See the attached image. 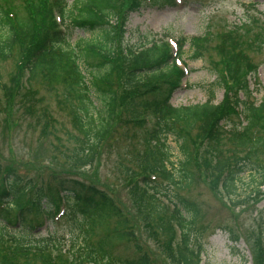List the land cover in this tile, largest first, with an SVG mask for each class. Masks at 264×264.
Here are the masks:
<instances>
[{
  "label": "rangeland",
  "instance_id": "rangeland-1",
  "mask_svg": "<svg viewBox=\"0 0 264 264\" xmlns=\"http://www.w3.org/2000/svg\"><path fill=\"white\" fill-rule=\"evenodd\" d=\"M130 1L117 0L116 18L101 17L111 26L119 28L122 25L124 32L121 40L117 36V42L123 44L124 49L130 45L118 64V71L126 67L127 72L132 64L129 47L154 39L168 38L171 43L181 37L201 38L202 58L193 59V50L188 42L185 44L181 66L187 74L182 87L171 99L175 107L202 104L211 97L219 104L224 98L225 87L218 77L223 76L225 65L230 63L229 54L235 50L248 53L252 68L245 78L242 76L246 88L236 83L229 95H233L234 101L238 99L239 105L238 114L225 122V140L209 143L199 136L198 126L189 129L186 147L193 156L190 165L194 180L191 185L171 186L165 173L151 172L154 160L146 158L156 118L143 108L135 110L130 94L119 81L114 129L85 165L79 161L82 135L74 125L75 110L65 101L63 85L57 82L51 85L45 78L32 76L26 70L21 85L16 88L17 59L13 57L0 60V188L5 172L16 173L23 182L33 180L36 185H46L54 172L96 183L112 194L128 221L126 227L135 232V239L110 243L115 254L131 256L139 245L157 264L182 262L176 253L178 237L166 242L160 225L159 230L154 228L152 220H156L150 212L155 205L163 203L166 217L174 218L168 198L182 195L195 201L202 211L197 243L199 256L194 257L191 264L197 260L198 264H264V183L260 185L261 176L256 171L240 174L237 191L227 194L222 183L223 171L214 174L218 161L232 157L237 149L232 143V132L245 130L248 123L246 104L259 105L264 98V0H174L172 4L168 1L162 4L166 0H141L139 6L132 8L128 7ZM72 2L68 0V4ZM9 5L19 15L24 14L23 0H10ZM96 38L99 35L74 29L70 42L74 46L78 41ZM230 65L229 70L232 69ZM234 74L229 78L230 84L236 81ZM93 97L97 98L95 94ZM251 132L263 137L261 152H257L258 156L252 157V161L258 158L257 161L264 163V131L255 128ZM167 144L174 164L169 163V169L179 176L184 161L180 142L170 135ZM156 181L163 185L160 191L151 187ZM166 217L163 214L162 220ZM113 222L108 226L113 227ZM106 227L99 228V235L106 234Z\"/></svg>",
  "mask_w": 264,
  "mask_h": 264
},
{
  "label": "trees",
  "instance_id": "trees-1",
  "mask_svg": "<svg viewBox=\"0 0 264 264\" xmlns=\"http://www.w3.org/2000/svg\"><path fill=\"white\" fill-rule=\"evenodd\" d=\"M9 1L0 0V60L16 57V88L21 85L26 70L32 76L40 75L51 85L54 82L63 85L65 101L75 110L74 125L82 135L79 161L89 164L94 151L113 131L118 106L116 89L120 81L130 94L132 107L143 108L156 118L146 152L147 160H154L151 172L165 173L171 186L191 185L193 156L186 147L187 132L198 126L201 139L209 143L225 140L221 122L238 114V99L234 101L233 95H229L236 83L246 88L242 76L245 78L252 68L248 53L235 50L229 54L232 69L226 64L223 76L218 77L225 87L219 104L211 97L202 104L175 107L171 99L181 87L185 72L176 64L167 38L129 47L132 64L127 72L126 67L117 70L130 45L124 49L123 44L117 42V36L121 40L124 32L122 25L117 28L101 18H116L117 0H73L71 5L68 0H23V15L12 10ZM140 1L131 0L128 7L139 6ZM74 29L97 34L99 38L76 42L77 52L70 42ZM186 42L193 50L192 58H202L203 45L199 37H182L176 51L178 58L184 54ZM90 58L95 61H88ZM233 74L236 81L230 84ZM246 117L245 130L232 132V143L237 145L233 156L218 161L214 171V174L223 171L222 183L227 194L237 191V178L244 172L256 171L261 176L260 185L264 183V163L257 161L258 158L252 161V157L261 152L263 137L251 132L255 128L264 131V98L259 105L246 104ZM169 135L179 140L184 157L180 177L168 167L171 162ZM228 164L232 166L227 167ZM2 183L0 264H157L139 245L131 256L115 254L110 243L135 239V232L126 227L128 221L112 194L98 184L57 172L48 177L46 185H36L30 179L23 183L13 172L2 175ZM161 185L156 181L150 186L160 191ZM173 196H170V205L174 218L166 217V206L158 203L150 212L156 220L152 222L157 230L160 225L166 242L178 237L177 256L182 264H191L192 259L199 256L197 243L202 211L195 201L178 194ZM163 214L166 218L162 220ZM111 221H114L113 227L108 226ZM105 225L106 234L99 235V228Z\"/></svg>",
  "mask_w": 264,
  "mask_h": 264
}]
</instances>
